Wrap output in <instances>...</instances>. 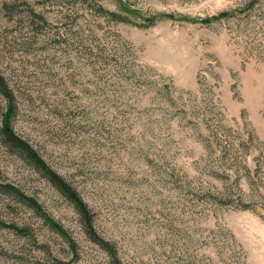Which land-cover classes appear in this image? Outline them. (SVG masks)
Returning a JSON list of instances; mask_svg holds the SVG:
<instances>
[{
    "label": "rangeland",
    "instance_id": "rangeland-1",
    "mask_svg": "<svg viewBox=\"0 0 264 264\" xmlns=\"http://www.w3.org/2000/svg\"><path fill=\"white\" fill-rule=\"evenodd\" d=\"M0 77L94 232L0 139V264H264V0H0Z\"/></svg>",
    "mask_w": 264,
    "mask_h": 264
},
{
    "label": "trees",
    "instance_id": "trees-1",
    "mask_svg": "<svg viewBox=\"0 0 264 264\" xmlns=\"http://www.w3.org/2000/svg\"><path fill=\"white\" fill-rule=\"evenodd\" d=\"M251 6V4H250ZM229 16V12H222L212 18L206 19V23L210 21H217L220 18H226ZM0 90L4 94L3 96L8 101V111L3 118L0 124V139L3 141L4 145L11 150V152L17 153L20 157H22L25 161L30 163L39 173H41L57 190L63 195L68 201H70L77 213L79 214L82 221L85 223V227L88 228L90 234L94 235L92 230V216L87 208L86 204L82 201L79 194L73 189L59 174L53 171L45 161L38 155V153L24 140L16 135L13 131L10 115L14 111L15 107L13 106V97L12 93L7 87L3 86L2 78L0 77ZM10 194L18 196L21 201L26 203L28 206L33 207L36 211H40L39 206L35 201L30 198L24 197L21 195L15 188L7 186L5 187ZM52 226L56 227V225L49 221ZM58 229V227H56ZM60 231V229H59ZM61 232V231H60ZM96 236V235H95ZM95 238V237H94ZM97 239H95L96 241ZM100 245H104L105 243L101 241Z\"/></svg>",
    "mask_w": 264,
    "mask_h": 264
}]
</instances>
